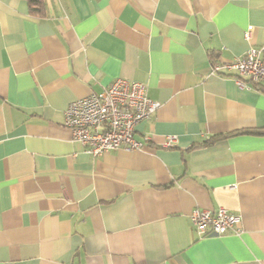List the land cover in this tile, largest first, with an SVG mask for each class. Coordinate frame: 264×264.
Returning a JSON list of instances; mask_svg holds the SVG:
<instances>
[{"label":"crops","instance_id":"crops-1","mask_svg":"<svg viewBox=\"0 0 264 264\" xmlns=\"http://www.w3.org/2000/svg\"><path fill=\"white\" fill-rule=\"evenodd\" d=\"M252 47L264 0H0V264H264V81L212 71ZM120 78L151 141L93 157L65 111ZM221 207L242 232L200 237Z\"/></svg>","mask_w":264,"mask_h":264},{"label":"built area","instance_id":"built-area-1","mask_svg":"<svg viewBox=\"0 0 264 264\" xmlns=\"http://www.w3.org/2000/svg\"><path fill=\"white\" fill-rule=\"evenodd\" d=\"M250 31L251 27L246 39H250ZM263 50L252 47L232 61L213 64L212 71L232 73L241 88L253 91L264 81ZM159 107L160 103L149 97L144 83L120 78L100 92L71 102L65 111L64 124L71 129L73 142L93 157L119 149L133 151L151 141L150 137L138 140L136 128L150 119ZM176 142V136H169L162 147L171 148ZM190 218L200 237L242 232L239 216L223 207L218 210L195 208Z\"/></svg>","mask_w":264,"mask_h":264},{"label":"trees","instance_id":"trees-1","mask_svg":"<svg viewBox=\"0 0 264 264\" xmlns=\"http://www.w3.org/2000/svg\"><path fill=\"white\" fill-rule=\"evenodd\" d=\"M32 12L38 13L41 11L42 0H28Z\"/></svg>","mask_w":264,"mask_h":264}]
</instances>
